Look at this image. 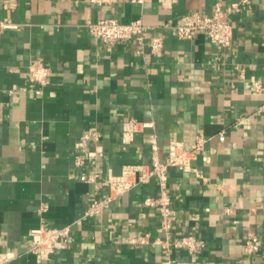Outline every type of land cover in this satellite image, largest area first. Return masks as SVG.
<instances>
[{"label": "crops", "instance_id": "crops-1", "mask_svg": "<svg viewBox=\"0 0 264 264\" xmlns=\"http://www.w3.org/2000/svg\"><path fill=\"white\" fill-rule=\"evenodd\" d=\"M235 1L0 0V21L12 25L0 29V264H264V0L232 16L229 48L175 31L183 16ZM108 18L143 20L162 52L108 46L90 27ZM36 60L52 70L42 87L29 80ZM130 121L144 126L126 134ZM89 129L99 140L77 148ZM152 138L163 160L172 141L194 152L189 170L168 172L170 232L146 204L157 179L87 217L109 175L151 163ZM42 226L69 228L43 259L29 250ZM188 235L204 241L199 252L174 247ZM250 235L261 243L253 253Z\"/></svg>", "mask_w": 264, "mask_h": 264}, {"label": "built area", "instance_id": "built-area-1", "mask_svg": "<svg viewBox=\"0 0 264 264\" xmlns=\"http://www.w3.org/2000/svg\"><path fill=\"white\" fill-rule=\"evenodd\" d=\"M93 4L100 6H110L118 3L120 0H90ZM248 0H237L234 3L224 6L221 2H217L212 7L211 15L203 12H193L183 16L175 25V31L179 39H193L197 33L204 32L207 37L223 48L231 47L234 39V27L232 25V16L239 13L246 5ZM132 3L144 4L146 0H131ZM12 27L10 23L0 21V29ZM92 31L97 38L112 46L117 42L135 41L139 46V53H144L148 48L152 53L159 54L164 48V38L150 35V27L143 20H135L130 23H122L117 19L108 18L97 21L91 26ZM29 80L37 84L39 87L48 83L52 70L41 60L32 61L28 68ZM258 93L263 92V85L258 82L255 85ZM41 91H37L39 94ZM140 123L130 121L126 125V134L131 135L137 131ZM100 133L95 129H89L82 136L79 147H87L91 141H98ZM152 144L151 163L148 165H126L120 175H109L102 183L107 190V197L103 199H95L90 204L86 213L87 217H95L100 215L110 203L118 199L120 196L128 193L132 189L149 183L152 179H157L159 189L158 196L147 198L146 204L156 206L160 213V221L162 227L167 231L171 230V219L174 211L171 208V196L168 186V172L171 168H179L181 170H189L194 152L186 149L184 145L178 141H172L167 150V156L163 160L160 158L159 149L154 138L150 140ZM205 140L199 139L195 148L200 149ZM85 163V159L77 156L75 164L81 166ZM82 179L85 181H96L95 175H84ZM69 238V228H46L39 227L31 232L30 252L39 258H45L47 255L63 246ZM134 243L143 242L142 239H135ZM260 241L250 235L246 242V251L253 253L259 250ZM174 247L184 249L189 253L199 252L204 247V241L192 236H183L175 241ZM163 264H175L169 259ZM185 264V263H176Z\"/></svg>", "mask_w": 264, "mask_h": 264}]
</instances>
